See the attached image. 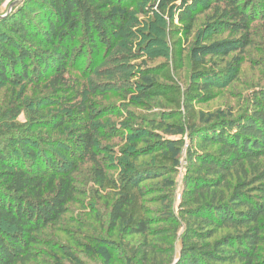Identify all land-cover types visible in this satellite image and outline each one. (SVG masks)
<instances>
[{"label": "trees", "instance_id": "obj_1", "mask_svg": "<svg viewBox=\"0 0 264 264\" xmlns=\"http://www.w3.org/2000/svg\"><path fill=\"white\" fill-rule=\"evenodd\" d=\"M137 1L19 0L0 18V86L39 89L46 103L27 113L32 124L48 131L39 133L35 144L0 129V264H29L38 258L35 246L41 244L43 231L60 224L70 204L87 194L77 185L83 172L98 188L118 190L106 234L81 241L100 264H264V87L252 91L241 111L228 107L201 112L198 124L177 120L160 105L154 107L162 111L150 113V104L163 95L160 67L147 56L138 73L129 72L125 62L140 57L119 49L130 35ZM156 1L161 16L170 8L180 11L194 64L218 63L244 52L254 43L255 25H264V0ZM207 13L199 26L200 16ZM208 28L213 33L200 40ZM241 63V56L233 55L223 70L238 75ZM219 73L215 67L198 71L199 89L207 92ZM91 76L108 77L113 84L105 92L119 90L118 97L129 105L100 109L86 99ZM125 79L130 80L126 85ZM10 106L13 116L22 110ZM110 116L132 125L128 137L135 143L122 154L135 161L167 157L173 166L162 167L166 176L151 167L110 175L99 144V127L104 122L112 127ZM68 124L73 125L70 135L56 136ZM183 152L187 172L176 215L174 174ZM149 179L160 180L162 225L136 212L138 195L144 192L141 184ZM45 245L55 251L57 261L61 256L70 264H87L68 245Z\"/></svg>", "mask_w": 264, "mask_h": 264}, {"label": "rangeland", "instance_id": "obj_2", "mask_svg": "<svg viewBox=\"0 0 264 264\" xmlns=\"http://www.w3.org/2000/svg\"><path fill=\"white\" fill-rule=\"evenodd\" d=\"M15 1L19 0H3L0 4V16L6 15ZM134 4V17H132L130 35L122 40L119 49L129 54L133 53L134 57L135 55L140 57L125 62L129 67V72L132 69L133 73H138L144 65L145 58L147 60V56H151L153 59L150 62L152 65L160 67L163 77L161 82L164 83L163 95L158 101L150 104L153 107L150 113L162 111L165 108L171 114H175L177 120L182 119L183 122L190 125L198 124L201 112H214L218 109L226 110L228 107H232L236 112L241 111L249 105L248 98L252 91L257 87H264L263 24L257 23L255 25L253 30L254 43L244 52L231 54L230 58L220 60L218 63L211 61L209 64L200 65L192 63L189 59L188 46L185 42L186 37L182 31V24L178 19L179 10L170 8L167 9L168 12L165 16H161L157 12L159 8L156 0H139ZM208 15L209 13L200 16L199 26L205 22L204 20ZM204 30L206 31V29ZM205 31L200 40L208 38L213 33V30L209 28ZM193 39L194 37L191 38V41ZM233 55H240L242 58L241 70L238 75L232 71L223 70L226 62ZM214 67L220 73L211 80L214 82V86L204 92L199 89L198 80L195 76L198 71ZM106 70L110 71L111 68H106ZM78 74L81 75L82 73L77 72L76 75ZM88 78L87 87L89 91L86 92V97L88 96L86 99L94 100L93 102L98 105V108L105 109L109 106L118 108L129 105L118 97L119 90L105 92V89L110 88V85L113 84L108 77L91 76ZM127 82H130V80L125 79V85L128 84ZM101 91L105 92L106 95L97 94ZM93 93L96 97L93 96ZM41 94L39 89L30 85L16 89H12L10 86H0V129L7 134L14 133L24 137L31 143L37 144L36 138L40 136L39 133L45 134L48 131L38 128V124H32L27 110L34 109L36 111L38 107L46 103L45 100L39 98ZM10 105L20 107L22 110L16 116H13L11 114L13 106ZM154 105H160L162 109H155ZM98 108L96 110L98 113H105L104 110L100 111ZM135 111L141 113L144 110L135 108ZM156 114H159V112ZM111 120L112 127L105 122L99 127V144L106 153L110 175L118 177L121 173L132 172L137 167H151V169H160L158 171L166 176L167 174L163 172L162 167L173 166L171 160L167 157L152 155L135 161L131 156L122 154L123 148H128L135 143L134 137H128L132 125L116 116L111 117ZM13 122L21 123L24 127L21 130H12L11 125ZM72 128L73 125L68 124L67 129L63 130V133L58 132L56 136L65 137L70 135ZM185 142L189 143L187 136ZM132 149L129 148V151ZM85 168L86 166L83 169ZM186 172V153L183 152L181 165L174 174L177 185L172 196L174 200L173 213L176 215H180L178 202L185 185ZM159 181L158 179L144 181L141 184L144 192L138 195L136 202L138 215L151 217L156 222L155 226L162 225L161 220L163 218L161 217L165 212V204L161 201L162 190ZM77 185L79 188L86 190L87 194L78 196L77 202L70 204L69 212L60 224L53 225L43 231L42 236H40L41 244L35 246L39 256L29 264H70L61 256V260L57 261L53 256L55 251L45 245L47 242H52L55 245H68L87 264L101 263L100 260L89 256L84 251L81 247V241L88 240V235L106 234L105 227L110 205L118 190L110 185H107L105 189L98 188L89 180L88 174L85 172L77 176ZM131 189L136 191L134 187ZM176 245L179 249L181 246L179 239H176Z\"/></svg>", "mask_w": 264, "mask_h": 264}, {"label": "water", "instance_id": "obj_3", "mask_svg": "<svg viewBox=\"0 0 264 264\" xmlns=\"http://www.w3.org/2000/svg\"><path fill=\"white\" fill-rule=\"evenodd\" d=\"M9 11H10V10H9ZM9 11H8V12H9ZM7 14H8V13H7ZM7 14H6V15H7ZM6 15H4V16H0V18L5 17Z\"/></svg>", "mask_w": 264, "mask_h": 264}]
</instances>
